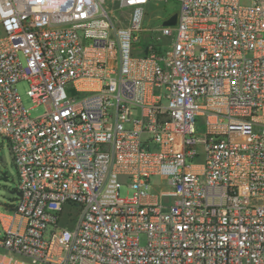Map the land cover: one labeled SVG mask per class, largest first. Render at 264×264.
Returning a JSON list of instances; mask_svg holds the SVG:
<instances>
[{"label": "built area", "instance_id": "1", "mask_svg": "<svg viewBox=\"0 0 264 264\" xmlns=\"http://www.w3.org/2000/svg\"><path fill=\"white\" fill-rule=\"evenodd\" d=\"M172 1L0 0V264H264V0Z\"/></svg>", "mask_w": 264, "mask_h": 264}, {"label": "rangeland", "instance_id": "2", "mask_svg": "<svg viewBox=\"0 0 264 264\" xmlns=\"http://www.w3.org/2000/svg\"><path fill=\"white\" fill-rule=\"evenodd\" d=\"M178 11V5L169 0L168 3H152L148 9V17L144 18L143 25L145 27H154L161 25L163 19L169 15ZM153 17L159 18L158 20ZM17 92L21 99V104L30 118H36L44 112L43 105H35L31 99L27 96V85L25 82H19L16 85ZM67 94L70 96L71 91L67 88ZM150 188L148 192L158 193L160 190H168L169 187L166 182L161 181L158 176H152L149 180ZM16 182L17 172L13 163V159L10 153L8 141L0 136V213H6V205H12L16 199ZM132 195V191L128 188L127 184L121 182L119 188V196L121 198H129ZM140 244L145 242L144 236L139 238Z\"/></svg>", "mask_w": 264, "mask_h": 264}, {"label": "water", "instance_id": "3", "mask_svg": "<svg viewBox=\"0 0 264 264\" xmlns=\"http://www.w3.org/2000/svg\"><path fill=\"white\" fill-rule=\"evenodd\" d=\"M176 23V14L172 15L168 20L163 22L164 26H174Z\"/></svg>", "mask_w": 264, "mask_h": 264}, {"label": "trees", "instance_id": "4", "mask_svg": "<svg viewBox=\"0 0 264 264\" xmlns=\"http://www.w3.org/2000/svg\"><path fill=\"white\" fill-rule=\"evenodd\" d=\"M16 190V189H15ZM12 205H6V208L9 209L11 208Z\"/></svg>", "mask_w": 264, "mask_h": 264}]
</instances>
